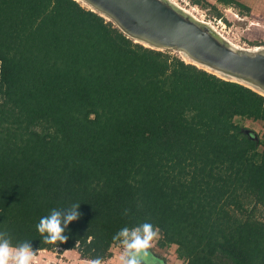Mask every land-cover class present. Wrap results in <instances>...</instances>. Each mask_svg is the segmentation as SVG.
<instances>
[{"label": "trees", "instance_id": "trees-1", "mask_svg": "<svg viewBox=\"0 0 264 264\" xmlns=\"http://www.w3.org/2000/svg\"><path fill=\"white\" fill-rule=\"evenodd\" d=\"M239 117L264 127V95L77 0H0V238L105 259L147 221L187 264H264V138ZM73 203L45 242L40 218Z\"/></svg>", "mask_w": 264, "mask_h": 264}, {"label": "water", "instance_id": "water-1", "mask_svg": "<svg viewBox=\"0 0 264 264\" xmlns=\"http://www.w3.org/2000/svg\"><path fill=\"white\" fill-rule=\"evenodd\" d=\"M85 1L136 42L156 49L176 48L194 59V64L209 65L214 69L211 72L219 71L227 80L251 82L261 89L248 86L264 93V49L229 46L209 23L196 20L171 0Z\"/></svg>", "mask_w": 264, "mask_h": 264}, {"label": "rangeland", "instance_id": "rangeland-1", "mask_svg": "<svg viewBox=\"0 0 264 264\" xmlns=\"http://www.w3.org/2000/svg\"><path fill=\"white\" fill-rule=\"evenodd\" d=\"M79 2L83 6L91 9V5L87 2L85 3L83 0H79ZM171 2L176 3L178 7L185 8L187 10L186 12L196 20L209 23L211 27L220 34V39L235 49L252 51L254 48L260 46L264 48V0H236L235 3L228 5L218 0H203L200 3H194L191 0H171ZM159 50L169 51L181 57L186 62L194 64L192 61H188V57L176 48H164ZM196 66L207 70L202 66ZM207 71L211 72L209 69ZM221 74L222 73L218 74L217 72L216 75L227 79V77ZM230 78L232 81L248 86L247 82L244 83L236 78ZM262 95H264V93ZM236 121L241 125L244 131L248 132L259 141L263 140L264 127L262 121L240 117L236 118ZM259 145V149H263L264 145ZM254 214L258 218L261 217L264 219V208L262 206H257ZM161 235L162 234L157 231V236L152 241L149 249V252L155 256L156 260H153L154 264H187L186 261L178 258L175 245L168 247H161L159 245ZM33 251V264H90L92 260V258L81 256L77 249L56 247L33 249ZM122 251L123 248L120 243L113 245L110 250V255L105 259H101L103 264H119V257Z\"/></svg>", "mask_w": 264, "mask_h": 264}, {"label": "clouds", "instance_id": "clouds-1", "mask_svg": "<svg viewBox=\"0 0 264 264\" xmlns=\"http://www.w3.org/2000/svg\"><path fill=\"white\" fill-rule=\"evenodd\" d=\"M79 203H73L63 213L53 209L48 215L42 216L36 224V229L43 234L45 242H63L67 237L63 234L65 227L78 219ZM157 231L150 222H143L134 227L125 226L117 231L113 237L119 240L123 251L119 257V264H151L149 249ZM34 251L28 241L13 244L8 239L0 238V264H33ZM90 264H103L96 257Z\"/></svg>", "mask_w": 264, "mask_h": 264}, {"label": "bare ground", "instance_id": "bare-ground-1", "mask_svg": "<svg viewBox=\"0 0 264 264\" xmlns=\"http://www.w3.org/2000/svg\"><path fill=\"white\" fill-rule=\"evenodd\" d=\"M85 3H86V1L85 0H83ZM174 1V0H173ZM174 4V3H173ZM175 5H176V3H175ZM180 7V6H179ZM180 8H182L184 11H187L185 8H183V7H180ZM261 49H264L263 47H258V48H254V50H256V51H259V50H261ZM185 54V53H184ZM186 55V54H185ZM187 57H188V61H192V62H194V59H192L190 56H188V55H186ZM196 62V61H195ZM196 64L197 65H199V66H202V67H205L206 69H209V70H214V69H212L209 65H206V64H203V63H201V62H196ZM216 71V70H215ZM216 72H218V73H221V72H219V71H216ZM223 74V73H222ZM245 82H247L248 84H250V85H252V86H254V87H257L258 89H261L259 86H257V85H255V84H253V83H251V82H248V81H246L245 80ZM71 252V251H70Z\"/></svg>", "mask_w": 264, "mask_h": 264}, {"label": "flooded vegetation", "instance_id": "flooded-vegetation-1", "mask_svg": "<svg viewBox=\"0 0 264 264\" xmlns=\"http://www.w3.org/2000/svg\"><path fill=\"white\" fill-rule=\"evenodd\" d=\"M152 256H154V254L150 253L151 264H154V261L153 260H156V259H155V256L154 257H152Z\"/></svg>", "mask_w": 264, "mask_h": 264}]
</instances>
